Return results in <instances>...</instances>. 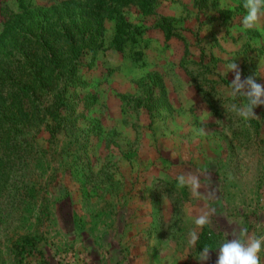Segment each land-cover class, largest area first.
Instances as JSON below:
<instances>
[{
    "label": "rangeland",
    "instance_id": "obj_1",
    "mask_svg": "<svg viewBox=\"0 0 264 264\" xmlns=\"http://www.w3.org/2000/svg\"><path fill=\"white\" fill-rule=\"evenodd\" d=\"M61 1L0 0V30L44 11L46 32ZM242 5L154 0L148 17L131 7L136 42L121 50L111 46L115 21L106 23L89 69L54 81L68 100L62 128L44 110L40 127L17 132L25 143L13 155L0 151V264H205V245L215 264L242 228L245 244L264 236V105L240 118L232 105L246 100L230 95L227 69L234 62L241 80L264 84V17L242 30ZM181 173L198 176L199 198L176 188ZM259 256L264 264V243Z\"/></svg>",
    "mask_w": 264,
    "mask_h": 264
},
{
    "label": "trees",
    "instance_id": "obj_2",
    "mask_svg": "<svg viewBox=\"0 0 264 264\" xmlns=\"http://www.w3.org/2000/svg\"><path fill=\"white\" fill-rule=\"evenodd\" d=\"M135 7L143 17L154 13V0H62L50 10L57 21L44 32V11L23 14L7 20L0 30V151L9 158L25 143L18 133L38 128L44 122V110L50 109L54 121L63 123L68 100L61 97L65 85L55 80L89 69L84 60L103 47L105 25L115 21L111 46L121 50L129 39L132 24L124 14ZM169 35L170 29L164 28ZM131 45L135 39L130 38ZM44 91L54 100L44 109ZM59 100L53 111L51 105ZM51 107V108H50ZM62 128V127H61ZM64 128V127H63ZM0 158V165L3 164ZM2 170H0V176ZM4 174V173H3Z\"/></svg>",
    "mask_w": 264,
    "mask_h": 264
},
{
    "label": "clouds",
    "instance_id": "obj_3",
    "mask_svg": "<svg viewBox=\"0 0 264 264\" xmlns=\"http://www.w3.org/2000/svg\"><path fill=\"white\" fill-rule=\"evenodd\" d=\"M242 6L245 9V14L241 20V29L247 31L256 28L261 18L264 17V0H243ZM227 69L234 73L233 80L229 85L230 95L235 98L239 94L246 100V103L240 107L233 104L232 110L243 120H249L256 115L254 108L264 105V84L258 83L252 76L241 80V71L238 64L234 62L228 63ZM175 180L178 190L187 188L193 198H199L200 180L197 175L181 173L176 176ZM214 211V209L201 210L200 214L194 218V224L198 228H204L209 224L210 216ZM247 235L248 229L244 227L240 231L241 238L231 239L223 243L219 248L215 264H261L259 253L262 250L264 236L253 235L248 238V242L245 244L242 238ZM189 237L190 244L194 245L198 239L197 234L191 232ZM198 259L205 264L211 259L207 245L200 251Z\"/></svg>",
    "mask_w": 264,
    "mask_h": 264
}]
</instances>
